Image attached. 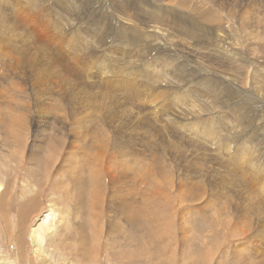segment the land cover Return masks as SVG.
<instances>
[{"label":"rangeland","instance_id":"obj_1","mask_svg":"<svg viewBox=\"0 0 264 264\" xmlns=\"http://www.w3.org/2000/svg\"><path fill=\"white\" fill-rule=\"evenodd\" d=\"M124 6L132 23L120 22ZM171 18L205 34L210 29L213 37L229 35L236 46L228 52H241L244 62L226 53L223 65L210 64L220 58L214 47L220 45L205 34L199 41L180 36ZM155 21L174 35L172 43L149 32L159 29ZM0 36V141L13 134L11 125L27 129L21 158L17 148L13 157L6 151L15 141L0 144V195L8 198L0 203V264H191L196 257L240 264L234 256L264 264V80L257 78L264 70V0H0ZM187 76L221 84L226 76L236 84L228 81L215 95L207 84H187ZM234 101L241 111L227 106ZM80 120L98 134L74 159ZM50 127L64 139L62 148H38ZM29 150L47 162L37 175H30L31 159L26 163ZM151 175L158 179L144 184ZM72 176L82 178L83 188L62 202L56 187L68 190L65 177ZM151 188L161 196L141 208ZM191 190L199 194L189 200ZM92 194L96 205L89 208ZM123 197L134 204L131 228L124 227ZM79 210L90 218L74 220ZM36 223L43 250L35 255ZM120 227L118 246L110 232ZM92 234L95 249L84 240Z\"/></svg>","mask_w":264,"mask_h":264},{"label":"bare ground","instance_id":"obj_2","mask_svg":"<svg viewBox=\"0 0 264 264\" xmlns=\"http://www.w3.org/2000/svg\"><path fill=\"white\" fill-rule=\"evenodd\" d=\"M118 1V0H117ZM156 1V0H155ZM139 2V1H138ZM164 2V1H163ZM165 2H166V0H165ZM67 3V2H66ZM110 3V2H109ZM127 3V2H126ZM119 4H120V2H119ZM144 5H146V4H144ZM160 5V4H159ZM184 5V4H183ZM69 6H70V4H69ZM118 6V5H117ZM116 6V7H117ZM137 6H138V4H137ZM63 7V6H62ZM150 7H151V5H150ZM154 7V6H153ZM64 8H65V6H64ZM67 8V7H66ZM65 8V9H66ZM69 8V7H68ZM141 8V7H140ZM116 9V8H115ZM114 9V10H115ZM146 9V8H145ZM130 7L129 6H124V8L121 10V21L120 22H122V23H132L131 22V15H130ZM142 10V9H141ZM151 10V9H150ZM149 9L147 10L146 9V11H150ZM64 11V10H63ZM145 11V10H144ZM75 12V11H74ZM143 12V11H142ZM69 13V12H68ZM139 13V12H138ZM141 13V12H140ZM139 13V14H140ZM148 13V12H147ZM147 13H145V14H147ZM150 13V12H149ZM165 13V12H164ZM76 14V13H75ZM100 14V13H99ZM67 15V14H66ZM102 15V14H101ZM101 15H99V16H101ZM177 15H178V13H177ZM183 15V14H182ZM65 16V15H64ZM77 16V15H76ZM176 16V15H175ZM162 17V16H161ZM102 18V17H101ZM170 18V17H169ZM61 19H63V18H61ZM65 19V18H64ZM67 19H69V18H67ZM73 19V18H72ZM71 19V20H72ZM76 19V18H75ZM119 19V18H118ZM138 19V18H137ZM140 19V18H139ZM158 19H160V17H157V20L156 21H158ZM168 19V18H167ZM100 20V19H99ZM136 20V19H135ZM134 20V21H135ZM141 20V19H140ZM133 21V20H132ZM150 20H148V22H149ZM155 21V22H156ZM119 22V23H120ZM141 22H142V20H141ZM150 23V22H149ZM152 23V22H151ZM157 23V22H156ZM156 23H154L155 24V26H156ZM208 23H209V21H208ZM89 24V23H88ZM137 24V25H136ZM169 27H175V29L176 28H178L179 30H181L180 31V36H187V35H190V36H193L194 37V35H196V40L198 39V41H199V39H201V34H205V32L203 33L202 31L203 30H201V31H199L198 29L196 30V28H194V27H190V25H188V24H185V23H180V22H177V21H173L172 20V18L169 20ZM181 24H184V25H181ZM192 24V23H191ZM110 25H112V24H110ZM116 25V24H115ZM120 25V24H119ZM124 25V24H123ZM134 25V24H133ZM135 25L136 26H139L140 25V27H141V25L142 24H140V23H135ZM157 25H158V23H157ZM201 25V24H200ZM120 26H122V25H120ZM151 26V25H150ZM150 26H148V28L150 27ZM159 26V25H158ZM104 27V26H103ZM122 27H124V26H122ZM132 27H134V26H132ZM152 27H153V25H152ZM163 27V26H162ZM203 27V26H202ZM120 28V27H119ZM146 28V27H145ZM159 29H157V26L156 27H154V28H149V29H151V30H149V32H153V34H159L160 36H166V34L168 35V32H166L165 31V29L164 30H160V26L158 27ZM81 29V28H80ZM120 29H122V28H120ZM137 29V28H136ZM144 29V28H143ZM202 29V28H201ZM204 29V28H203ZM206 29V28H205ZM107 30V29H106ZM123 30V29H122ZM121 30V31H122ZM126 30V29H125ZM139 30V29H138ZM102 31V30H101ZM177 31V30H176ZM215 31V30H214ZM106 32V31H105ZM123 32H124V30H123ZM126 32V31H125ZM127 32H129V31H127ZM132 33V32H131ZM146 33V32H145ZM172 33V32H171ZM96 34V33H95ZM119 34V33H118ZM133 34V37H134V33H132ZM142 34V33H141ZM183 34V35H182ZM213 34L214 33H212L211 32V30L210 29H208V31H207V33L205 34L206 36H208L210 39H211V41H212V43H214V44H217V45H220L219 47L220 48H218V46H216V45H214V47H215V51H216V55L218 54V55H220V58H214L213 60H211L210 61V64H214V65H218V64H215V63H219L220 65H223L224 64V62H225V60H224V58L225 59H227V56H226V53L227 54H229L228 55V57H229V59L231 60V62H244L243 60H242V53L241 52H237V51H232V52H228V48L229 49H231V50H234L235 48L233 47V45H235L236 46V43H234L233 41H228L229 40V35L227 36V38L225 39L223 36H221V33H220V37H213ZM130 35V34H129ZM173 35V34H172ZM176 35H177V33H176ZM3 36V35H2ZM117 36V35H116ZM131 36V35H130ZM136 36H138L137 34H136ZM149 36H150V34H149ZM174 36V35H173ZM173 36H167V39L165 40V42H168V43H172L171 42V38L173 37ZM179 36V37H180ZM1 37V36H0ZM77 37V36H76ZM132 37V36H131ZM231 37H233V36H231ZM9 38H11V36H9ZM9 38H7L8 40H9ZM79 38V37H78ZM121 38V37H120ZM147 38V37H146ZM162 38V37H161ZM181 38H183V37H181ZM80 39V38H79ZM78 39V40H79ZM117 39V38H116ZM119 39V38H118ZM141 39V38H140ZM158 40H159V38H157ZM163 39V38H162ZM121 40V39H120ZM123 40V39H122ZM121 40V41H122ZM182 40V39H181ZM195 40V39H194ZM195 40V41H196ZM125 41V40H124ZM3 42V41H2ZM98 42V41H97ZM118 42H120V41H118ZM8 43V42H7ZM99 43V42H98ZM167 43V44H168ZM194 43V42H193ZM196 43V42H195ZM126 44V43H125ZM153 44V43H152ZM164 44V43H163ZM197 45H199V42H197L196 43ZM207 44V43H206ZM169 45V44H168ZM111 46V45H110ZM129 46V45H128ZM111 47H115V45L114 46H111ZM110 47V48H111ZM119 47V46H118ZM149 47V46H148ZM154 46H152V48H153ZM197 47V46H196ZM210 47H211V45H210ZM126 48V47H125ZM152 48H149L150 50L152 49ZM165 48V47H164ZM177 48V47H176ZM203 48V47H202ZM107 49H109V48H107ZM122 49V48H121ZM136 49V48H135ZM155 49V48H154ZM162 49V48H161ZM180 49V48H179ZM183 49V48H182ZM117 50V49H116ZM128 50V49H127ZM130 50V49H129ZM181 50V49H180ZM118 51V50H117ZM134 51V50H133ZM254 51V50H253ZM155 52H158V51H155ZM165 52V51H164ZM163 52V53H164ZM115 53H117V52H115ZM120 53V52H119ZM123 53V52H122ZM146 53V52H145ZM153 53V52H152ZM162 53V54H163ZM181 53H182V51H181ZM263 53V52H262ZM114 54V53H113ZM132 54V53H131ZM130 54V55H131ZM150 54V53H149ZM169 54V53H168ZM109 55V54H108ZM115 55V54H114ZM113 55V56H114ZM120 55V54H119ZM119 55H117V56H119ZM128 55H129V53H128ZM127 55V56H128ZM196 55V54H195ZM215 55V56H216ZM251 55H252V57L254 58V59H256V57H255V55H253V53H251ZM38 56V55H37ZM44 56V55H43ZM106 56V55H105ZM117 56H116V58H117ZM124 56V55H123ZM139 56V55H138ZM154 56V55H153ZM194 56V55H193ZM129 57V56H128ZM157 57H159V55L157 56ZM112 58V57H111ZM115 58V59H116ZM140 58V57H139ZM105 59V58H104ZM114 59V58H113ZM123 59V58H122ZM126 59V58H125ZM134 59H136V58H134ZM138 59V58H137ZM194 59V58H193ZM37 60V59H36ZM120 60V59H119ZM124 60V59H123ZM154 60V59H153ZM229 60V61H230ZM244 60L246 61V59L244 58ZM106 61V60H105ZM138 61H141V59H139ZM259 61V60H258ZM45 62V61H44ZM118 62V61H117ZM121 62V61H120ZM181 62V61H180ZM260 62V61H259ZM101 63V62H100ZM141 63H142V61H141ZM264 63V62H263ZM117 64V63H116ZM112 65V64H111ZM261 65V64H260ZM34 66V65H33ZM53 67V66H52ZM65 67H67V65L65 66ZM104 67H106L105 65H104ZM223 67V66H222ZM102 68V67H101ZM100 68V69H101ZM261 68V67H260ZM50 69V68H49ZM55 69V68H54ZM99 69V68H98ZM219 69V68H218ZM103 70V69H102ZM233 70V69H232ZM106 71V70H105ZM234 71V70H233ZM192 72V71H191ZM223 72V71H222ZM258 72H260L261 74H259V77H257V78H261V79H263L264 80V70H258ZM103 73V72H102ZM223 74V73H222ZM222 74H220V75H222ZM224 74H227V69L224 67ZM47 75V74H46ZM50 75V74H49ZM103 76V75H102ZM101 76V77H102ZM215 76V75H214ZM218 76H219V74H218ZM50 77V76H49ZM60 77V76H59ZM186 80H188V83L187 84H189V85H191V86H193V87H200V86H202V85H208V90H211V92H215V95H221L222 94V92L224 91V85H227L228 84V81H230V83H232V84H236V82L233 80V79H231V78H228V77H224L223 78V81H222V83L223 84H221V82L220 83H206L207 81H209L210 79H207V78H202V77H199V76H196L194 79L192 78V77H186L185 78ZM237 80V79H236ZM221 81V80H220ZM194 83H197V84H199V85H197V86H195L194 85ZM239 84V83H238ZM165 86V85H164ZM247 89V88H246ZM138 90V89H137ZM137 95V94H136ZM229 95V94H228ZM229 98H230V100H233L232 99V97L229 95ZM256 101V100H255ZM234 102H236V103H231V104H229V105H227V106H229L230 107V105H232L234 108H237V109H239L240 111L242 110V108H241V106H240V104L238 103V101H234ZM242 106H244V105H242ZM245 108V107H244ZM246 110V109H245ZM244 115H246V113L244 114ZM251 115V114H250ZM97 120V119H96ZM77 121V120H76ZM81 121V120H80ZM82 122V123H81ZM81 122H79L80 123V125L79 126H81V128L80 127H78V128H80L78 131H76V133H75V136H76V134H78V135H80L81 133H82V138H81V136H79L78 138L81 140V142H80V145L78 146L79 147V150L78 151H76V152H74V154L72 153V155L74 156V159H77L80 155H82L83 154V152L81 151V147H83L85 144H86V141H87V139L86 138H88V139H95V136L98 134V133H96L94 130H92L91 128L92 127H94V125L92 126L91 124H88V125H85L86 123H87V120H85V121H81ZM90 122H92V121H90ZM249 122H251V121H249ZM73 123V122H72ZM39 124V123H38ZM77 124V123H76ZM85 125V126H84ZM22 126V125H21ZM14 127L13 125H11V126H9V128L10 129H8L9 130V134H10V131H13V134L12 135H10V136H8V137H3V138H1V141H0V144H1V146H6V145H9L10 146V144L13 142V141H15L14 142V144H13V147H12V149H7L6 151L7 152H9L11 155H12V157H13V153L15 152V148H17V152L16 153H19L17 156H15L16 158H18V157H22V155H20V154H22V152L24 151V150H27V146H26V141H25V139L22 137L23 135H25L26 136V133H27V129L25 128V127ZM40 126V125H39ZM38 126V127H39ZM83 126V127H82ZM96 126V125H95ZM35 127V126H34ZM36 127H37V124H36ZM41 128V127H40ZM97 128H99V127H97ZM35 130H36V128H35ZM84 130V131H83ZM102 130V129H101ZM34 131V130H33ZM58 131V129L57 128H55V127H50V128H48V133L43 137V138H41V142H40V144H39V146H38V148H42V147H49V145L50 144H55L56 146H58V147H63V138H59L58 136H57V132ZM83 131V132H82ZM37 132V131H36ZM184 132H186V131H184ZM61 134V133H60ZM38 135V134H37ZM62 135H64V134H62ZM41 136V135H40ZM33 137V136H32ZM39 137V136H38ZM38 137H36V138H38ZM65 137V136H64ZM85 137V138H84ZM100 137V136H99ZM98 137V138H99ZM39 139V138H38ZM66 139V138H65ZM99 140H100V138H99ZM100 141H103V139L102 140H100ZM34 142H36L35 140H33V143ZM37 152L38 150H34V152ZM27 152V151H26ZM30 152H33V150L31 151V150H29L28 151V154L26 155V163L27 164H29L30 163V159H31V164H32V166H33V172L34 173H30V175H32V174H35V175H37V174H39V173H35V172H38V171H40L39 169H41L42 167H44L45 165H46V161H43V160H45V158L42 156V155H40V154H37V153H32L31 154V157H29V153ZM76 161V160H75ZM78 165V164H77ZM87 165H91V163H89V162H87V163H85V166H87ZM28 167H29V165H28ZM73 167V166H72ZM88 167V166H87ZM89 168V167H88ZM93 168V167H92ZM113 168V167H112ZM27 169H29V170H31V168H27ZM91 170V169H90ZM71 172H73V171H71ZM75 172V171H74ZM69 173H70V171H69ZM72 174V173H71ZM141 174V173H140ZM160 174V173H159ZM29 175V176H30ZM73 175V174H72ZM96 178H97V176H95ZM94 177V178H95ZM153 177H155V179L157 178L158 179V176L156 175H151L150 177H145V179L143 178L142 179V182L145 184L147 181H151V180H153L154 178ZM162 177H164V176H162ZM76 178V176H72V177H69V179H67L66 177H65V179H66V182H67V184H68V186H69V189L67 190L65 187H63V186H57L56 187V189L57 190H61L60 191V196H59V200L60 201H62V202H64L65 200H66V198H65V196L67 197L68 195H70V197H72V196H74L75 194H77L79 191L78 190H80L81 188H83L82 187V178L81 177H78V179H75ZM89 178V177H88ZM92 178V177H91ZM152 178V179H151ZM165 178V177H164ZM264 178V177H263ZM90 180V179H89ZM88 180V181H89ZM146 181V182H144V181ZM263 181V180H262ZM141 182V183H142ZM152 182V181H151ZM156 182L157 181H154L153 183H155L156 184ZM170 182H171V180H170ZM84 183H85V181H84ZM90 183V182H89ZM183 183V182H182ZM92 184V183H91ZM139 184V183H138ZM251 184V183H250ZM142 185V184H141ZM85 186V185H84ZM144 186V185H143ZM149 186V185H148ZM151 186V185H150ZM149 186V187H150ZM180 186H182V185H180ZM1 187V186H0ZM86 187V186H85ZM84 187V188H85ZM259 187V186H258ZM2 188V187H1ZM167 188H169L168 186H167ZM181 188V187H180ZM86 189V188H85ZM117 190V189H116ZM136 190V189H135ZM181 190H182V188H181ZM185 190H186V188H185ZM1 191V190H0ZM81 191V190H80ZM84 191V190H83ZM183 191V190H182ZM181 192V191H180ZM184 192V191H183ZM2 193V192H1ZM90 193V192H89ZM152 193V194H151ZM151 193L148 195V197L145 195V197H146V199H144V200H142L141 202H139L138 203V206H140L141 208H146L148 205H152V204H154L155 203V201H154V198L155 197H157V195L158 196H161V194H160V192L157 190V189H153L152 190V188H151ZM88 193H85V195L86 196H89V195H87ZM116 194V193H115ZM133 194V193H132ZM135 194V193H134ZM138 195H139V193H137ZM142 194V193H141ZM162 194H163V192H162ZM199 194V192L198 191H196V190H191V191H187V198L189 199V200H191V199H193L196 195H198ZM83 195H84V193H83ZM105 194L103 193L102 194V199H101V201L103 200H105V199H103L105 196H104ZM131 195V194H130ZM137 195V196H138ZM200 195H202V194H200ZM108 196V195H107ZM113 196V195H112ZM141 196V195H140ZM186 196V195H185ZM4 200L5 201H3V199L1 198V195H0V203H1V205H2V202L3 203H5L6 202V198H7V194L6 193H4ZM85 197V196H84ZM129 197V196H128ZM144 197V195L142 196V197H140V199H142ZM206 197V196H205ZM74 198V197H73ZM158 198V197H157ZM184 198H186V197H184ZM8 199V198H7ZM75 199V198H74ZM88 199V198H87ZM95 198H94V195L92 194L91 195V198L89 199V201L87 202V207H89V208H92L94 205H96V202H95V200H94ZM112 199V198H111ZM71 200V199H70ZM76 200V199H75ZM127 200V198L126 197H123V202H122V206H121V213L123 212V215H122V219H124L123 220V222H124V227L126 226L127 228H131V226H130V223L132 222V220L134 219V204L133 203H131V202H129V201H126ZM159 200V199H158ZM186 200V199H185ZM202 200V199H201ZM107 201V200H106ZM111 201H114L113 199L111 200ZM193 201V200H192ZM72 202V201H71ZM195 202V201H194ZM65 203H67V202H65ZM75 203V202H74ZM113 203V202H112ZM81 204V203H80ZM86 204V203H85ZM85 204L83 205V206H85ZM121 204V203H120ZM98 205V204H97ZM101 206V205H100ZM99 208V207H98ZM101 208V207H100ZM4 210H5V208H3ZM103 209V208H102ZM120 209V208H119ZM99 210V209H98ZM76 211V210H75ZM4 212V211H3ZM99 212H102V211H99ZM191 212H196V209L193 207V208H191L190 210H188L186 213L188 214V215H190L191 214ZM78 213H80V214H82V217H85V218H83L82 219V217L78 214ZM119 213H120V211H119ZM218 213V212H217ZM61 214V213H60ZM105 214V213H104ZM23 215H24V211L22 210L21 211V214H20V216H19V218L20 219H22L23 218ZM70 216H72V214L70 213L69 214ZM102 215V214H101ZM121 215V214H120ZM1 216V215H0ZM115 219L116 218H118V215L115 213ZM105 217V216H104ZM47 218V216H45V217H43L41 220H40V222H44L45 220L44 219H46ZM57 218H59V216L57 215ZM71 218V217H70ZM90 218V216H84L83 215V212H82V210H79L78 212H77V215L73 218L74 220H78V221H80V222H82V221H84V220H87V219H89ZM111 218V217H110ZM215 219V218H214ZM217 219V218H216ZM118 220V219H117ZM115 221V220H114ZM220 221H221V219H220ZM53 222V221H52ZM51 222V223H52ZM109 222V221H108ZM213 222H215V221H213ZM228 222V221H227ZM226 222V223H227ZM118 223V222H117ZM50 224H46V226L48 227ZM115 225V224H114ZM213 225V224H212ZM242 225V224H241ZM116 226V225H115ZM114 226V227H115ZM118 226H119V224H118ZM121 226V225H120ZM217 226H219V227H221L222 225L220 224V222L219 221H217V223L214 225V227H217ZM229 226V225H228ZM111 227V226H110ZM218 227V228H219ZM116 228V227H115ZM115 228H114V230L113 231H111L110 233V238H112V240H115V244L116 245H118L119 246V242H120V235L122 234V233H124V228L122 227H120L121 229L118 231V230H115ZM80 231H82V233H86V231H90V229H88V227H86V225H84V227H82L81 225L79 226V228H78ZM118 229H119V227H118ZM213 229V228H212ZM108 230V229H107ZM106 230V231H107ZM111 230V229H110ZM109 230V231H110ZM182 230V229H181ZM238 230V225L236 224V226H235V231H237ZM188 231V230H187ZM40 233H41V226H40V223H36L34 226H33V228L31 229V233H30V235L31 236H33V239H32V244H33V247H34V249H33V254H37V253H39L40 252V250H43L42 248L41 249H39L38 250V247L41 245V241H42V238H41V235H40ZM113 233V234H112ZM120 233V234H119ZM107 234V233H106ZM109 235V234H108ZM93 237H94V235L92 234L90 237H84V240H85V242H87L86 244V246H89V247H91V248H93V249H95L96 247H97V245L95 244V242H94V239H93ZM111 241V240H110ZM113 242V241H112ZM110 243V242H109ZM183 243V242H182ZM79 248V247H78ZM233 248V247H232ZM234 249V248H233ZM173 250V249H172ZM236 250V249H235ZM186 251V250H185ZM121 252V258L122 259H125L126 258V256L127 255H125V257H124V254H125V251H120ZM182 253V252H181ZM194 253V252H193ZM240 253V252H239ZM186 254V253H185ZM182 255V254H181ZM242 255V254H241ZM191 256V255H190ZM240 256V255H239ZM186 257V256H185ZM242 258V257H241ZM241 258H238V256H234V260L236 259L237 261H238V259H239V261H238V263H240V264H246L245 263V261H241V260H245V258H243V259H241ZM186 259V258H185ZM248 261V260H247ZM258 261V260H257ZM82 263H86V261L85 262H82ZM204 263V261L202 260V258L201 257H199V258H197L196 257V260H195V263H191V264H203ZM247 264H248V262H247ZM251 264V263H250Z\"/></svg>","mask_w":264,"mask_h":264}]
</instances>
